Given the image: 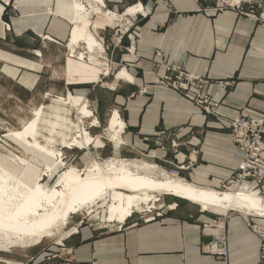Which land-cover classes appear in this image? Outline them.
Returning <instances> with one entry per match:
<instances>
[{
    "label": "crops",
    "instance_id": "crops-1",
    "mask_svg": "<svg viewBox=\"0 0 264 264\" xmlns=\"http://www.w3.org/2000/svg\"><path fill=\"white\" fill-rule=\"evenodd\" d=\"M103 1L117 12L141 5L145 14L127 11L134 18L131 38L103 17L94 18L106 58L123 65L135 79L110 87L112 106L121 110L125 122V139L156 169L164 172L184 165L175 178L220 189L237 167L228 122L239 116H264V23L236 9L216 10L220 0ZM71 8V0H0V40L1 23H10L15 36L47 34L54 40L46 46L61 53L69 37ZM20 45L17 49L27 52L34 47L32 41L28 49ZM0 51L37 62L33 56L11 54L8 48ZM0 71L12 74L29 90L38 80L39 71L1 59ZM191 83L200 98L187 92ZM204 106L215 112L206 113ZM168 197L159 205L160 216L146 221L149 215L133 212L121 228L117 223L99 228L93 220L80 224V215L72 217L71 229L58 241L0 248V264H264L245 215L224 216L229 248L224 260L204 250L219 232L213 224L216 214L185 210V200ZM172 204L175 208L170 209Z\"/></svg>",
    "mask_w": 264,
    "mask_h": 264
},
{
    "label": "bare ground",
    "instance_id": "bare-ground-1",
    "mask_svg": "<svg viewBox=\"0 0 264 264\" xmlns=\"http://www.w3.org/2000/svg\"><path fill=\"white\" fill-rule=\"evenodd\" d=\"M86 3L92 6L90 0ZM87 5L71 0L72 29L69 32L68 46L74 54L77 46L84 44L86 51L78 53L77 58L103 67V74H107L108 68L99 55L102 45L94 38L89 28L90 14ZM93 11L97 13L98 9L93 8ZM129 12L134 15L139 13L134 8L129 9ZM76 112L82 115L77 123L69 119V114H61L55 107L49 115L37 108L33 118L21 130L8 134L19 142L26 152H32L46 174L40 173L34 177L29 171L32 166L28 159L17 155L13 157L10 154L17 162L12 158H7L9 161H6L0 155V241L7 247L27 248L37 245L44 238H53L58 229L67 225L72 214L80 213L87 207H97L92 209L91 219L99 215L96 213L93 217L98 208L106 207V215H102L105 217L100 220L123 223L133 212L146 211L150 204L158 199L155 193L184 199L198 205L202 211H211L223 217L229 211L247 215L254 210L264 209L260 196L248 191V182H245L241 190L219 192L192 185L175 177L155 179L140 174L132 169L139 167L135 163H120L103 168L95 162L85 174H80L74 166H70L48 186L45 175L50 180L62 167V161L58 160V151L51 148L55 134L60 136L69 148L90 144L87 132L80 124L81 119L90 117L91 113L83 105L78 107ZM123 125L118 112L113 110L108 120V130L115 136L122 132ZM44 132L48 135H44ZM67 133L73 135L70 141L66 142ZM41 139L47 144H43ZM153 166L145 163L142 168L153 169ZM18 167L20 171L16 170ZM169 208H175V204Z\"/></svg>",
    "mask_w": 264,
    "mask_h": 264
},
{
    "label": "rangeland",
    "instance_id": "rangeland-1",
    "mask_svg": "<svg viewBox=\"0 0 264 264\" xmlns=\"http://www.w3.org/2000/svg\"><path fill=\"white\" fill-rule=\"evenodd\" d=\"M85 5H87V3H85ZM87 7L90 14V31L94 38L99 41L98 34L95 33L98 23H95L94 18L100 15L94 14L96 11H93V5H87ZM49 13V15L53 14L51 10ZM7 24L9 26L8 29L5 27L4 23H1L3 37L0 40V48H8L11 54L17 53L22 57L25 56L30 58L33 56L35 58L34 60L37 62L16 59L15 57L1 51L0 59L18 65L21 68L33 72H39L37 74L38 80L36 85L32 90H29L20 85L16 78L13 80V78H11L12 74H9L7 71H0V155L4 160L9 161L7 158H12L15 162L16 160L13 157L17 155L26 160L28 159L27 161H29L31 163L30 166H32L29 171L34 177L38 176L40 173L46 174L43 166L40 165L39 161H36L32 152H26L24 148L21 147L20 143L9 137L8 134L12 131L15 132L21 130L24 125L33 118V113L37 108L42 110L45 115H49L52 108L55 107L59 109L61 114H69V119L77 123L79 120L78 118L82 117V115L77 114L76 109L83 105L88 111H90L91 116L81 119L82 122L80 125L86 130L87 137L90 139V144L88 146L84 144L79 148H69V145L64 143L63 140L60 139L61 137L55 134L51 148L58 151V160L59 162L62 161V167L60 170L56 171L50 180H48L45 175V180L48 181V186H51L55 182L56 178L61 175L65 168L74 166L80 174H85L95 162L100 166L102 165L101 167L103 168L120 163L127 165L135 163L139 167H132V169L140 174H146L155 179H161L166 176L163 171L156 169L155 166H153V169L142 168L143 164L149 162L146 161L147 158L140 153L141 150L137 149L130 141L125 139L126 126L124 120H122L124 123L123 129H121L122 132H118L115 136L113 135L114 133L107 128L108 120L113 110H116L121 119H123L121 110L118 107L112 106V93L114 91L110 88L111 84L114 82L127 84L130 81L135 80L129 70L122 67L123 65H116V61L107 59L99 50V55L101 56L100 60L105 64V67L108 68L107 74H103V67L95 66L85 59L79 60L77 58L78 53L86 51L84 44L80 43L76 48V52L72 54L67 39V46L64 44L61 53L56 54L55 48L48 45L46 46L47 41L54 40L47 34L28 32L15 36L13 35L12 26L10 23ZM69 24L71 31L72 22ZM30 41L34 43L35 48L33 47V49L28 50V52L27 50L17 49H21L20 43L22 42L26 45L25 49L30 48L28 47ZM41 46L42 48H40ZM55 56L62 57L61 59H54ZM4 69L7 70L8 67H5ZM97 101L100 102L98 106ZM60 102L62 104H60ZM44 135H48V133L44 132ZM72 135L73 133L66 134V142L70 141ZM41 142L47 144L43 139H41ZM10 154H12L13 157ZM19 167L16 169L17 171H20ZM217 191L222 192L230 190H225L221 187ZM155 196L158 198V201L155 200L153 202H155L154 206L158 208L160 204L167 203L170 199L168 196L171 195L155 193ZM184 202V207L181 208L185 210L198 211V209H200V207L194 203L186 200ZM150 205L152 207V203ZM96 208L97 207L95 206L92 208H84L80 213L72 214L71 217L68 218V222L72 217H80L88 211L92 212V209L95 210ZM144 209H146V206H144ZM105 211L106 207L98 208V212H94L95 214L93 213V217L99 213V217L102 219L105 217L102 215H106V213H104ZM145 214H147V212H145ZM245 216L247 217V215ZM91 220H93L94 223L98 222L97 219L94 220L92 218ZM86 223H89V221L87 220ZM70 229V225L67 223L66 226L58 229L53 238H44L41 243L58 241L62 238V235ZM0 248L25 249V247H7L5 243L1 241Z\"/></svg>",
    "mask_w": 264,
    "mask_h": 264
},
{
    "label": "built area",
    "instance_id": "built-area-1",
    "mask_svg": "<svg viewBox=\"0 0 264 264\" xmlns=\"http://www.w3.org/2000/svg\"><path fill=\"white\" fill-rule=\"evenodd\" d=\"M79 3H86L87 0H76ZM95 10L98 9L97 15L102 16L108 20L109 25L113 29H118L121 34L127 35L129 38L133 36L134 29V18L131 14L127 13L129 9L123 12H117L106 7L104 1L101 0H90ZM247 9H244V7ZM135 10L139 13H143L142 6H133ZM225 8L236 9L242 14L250 16L257 21L264 23V0H220L217 3L216 10H222ZM137 14V13H136ZM5 27L8 29L7 23L3 22ZM98 43H100L98 41ZM97 48V47H95ZM100 53L104 54L105 50L102 45V50ZM70 55V54H69ZM189 79H191L189 77ZM163 81H169V78L164 77ZM187 92L195 96V98H200V93L198 88L193 87L191 83L187 87ZM198 103L203 104L202 99L198 100ZM204 111L206 113L212 114L215 109L209 106H204ZM264 117L263 116H239L233 118L229 122L231 139L235 145V153L237 158V167L233 173L225 180L223 188L225 190H241L244 188L245 182L250 183V188L248 191L259 195L264 202ZM184 165H179L176 168L164 171V174L168 177H176L178 170L184 168ZM158 201V199H156ZM155 202H152V207H148L146 211L149 215L145 218L146 221L155 219L157 216L161 215L160 207L156 208L154 206ZM91 212H86L81 216L80 224L83 221L91 220ZM247 226L252 230V232L258 237L259 241V256L260 259L264 261V209L254 210L252 213H248ZM98 222L95 225L99 228H111L112 224H119L118 227L121 228L122 223L114 221H103L100 220L99 215L96 216ZM94 219V220H95ZM214 226L219 230L211 236V239L205 245V252L209 255L215 256L220 259H227L229 248L227 244V233L225 231V217L221 215H216L213 221ZM77 231V228L74 229Z\"/></svg>",
    "mask_w": 264,
    "mask_h": 264
},
{
    "label": "trees",
    "instance_id": "trees-1",
    "mask_svg": "<svg viewBox=\"0 0 264 264\" xmlns=\"http://www.w3.org/2000/svg\"><path fill=\"white\" fill-rule=\"evenodd\" d=\"M98 104H100V102H99V101H97V106H98Z\"/></svg>",
    "mask_w": 264,
    "mask_h": 264
}]
</instances>
